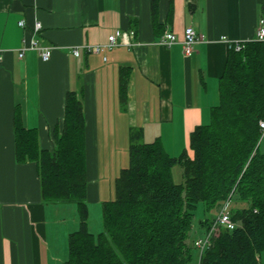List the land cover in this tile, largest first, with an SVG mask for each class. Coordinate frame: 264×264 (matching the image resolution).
<instances>
[{
    "label": "crops",
    "instance_id": "1",
    "mask_svg": "<svg viewBox=\"0 0 264 264\" xmlns=\"http://www.w3.org/2000/svg\"><path fill=\"white\" fill-rule=\"evenodd\" d=\"M262 1L159 0L156 28L152 0H0V264H64L69 235L81 221L75 203L43 200L35 162L17 161L16 112L27 128L37 129L41 148L53 151L68 92L76 93L86 121L90 214L89 203L114 199L111 187L129 164L133 130L144 142L160 137L179 156L192 131L210 122L230 43L255 39ZM189 26L203 41L187 56L181 40ZM129 28L137 32L133 49L118 46L105 54L84 46ZM167 31L179 37L171 46L160 43ZM33 41L53 47L49 60L30 48L20 57ZM122 67L131 70L125 107ZM166 139H182L183 147L169 148Z\"/></svg>",
    "mask_w": 264,
    "mask_h": 264
},
{
    "label": "trees",
    "instance_id": "2",
    "mask_svg": "<svg viewBox=\"0 0 264 264\" xmlns=\"http://www.w3.org/2000/svg\"><path fill=\"white\" fill-rule=\"evenodd\" d=\"M159 0H152L157 28ZM264 16V0L261 4ZM163 35V34H162ZM131 70H120L122 106L128 101ZM264 41H249L230 49L220 80L219 103L208 124L192 131L188 148L172 156L163 141H140L132 131L129 164L115 181V198L103 203L104 231L88 227V170L86 121L83 104L69 91L62 133L56 148H41L37 129L27 128L20 110L14 132L18 162H35L45 202H73L80 225L69 235V256L64 264H191L195 252L187 239L198 205L207 231L214 209L228 199L233 230L214 237L199 264H264ZM183 168V183H176L173 168ZM242 201V206H236Z\"/></svg>",
    "mask_w": 264,
    "mask_h": 264
},
{
    "label": "built area",
    "instance_id": "3",
    "mask_svg": "<svg viewBox=\"0 0 264 264\" xmlns=\"http://www.w3.org/2000/svg\"><path fill=\"white\" fill-rule=\"evenodd\" d=\"M21 26H25V22H20ZM42 25L40 22H37L35 25V29L39 31L41 29ZM225 40L227 37H223ZM179 40L178 35L171 31H167L163 33L160 39L161 44H165L167 46H171L172 44L176 43ZM256 41H264V17H261L257 30H256ZM203 41V37L191 26L187 27L184 31L183 38L181 40V43L184 48V53L187 56H190L194 50L195 46ZM231 47H233L235 50L240 51L246 44L245 41H237L230 43ZM138 45L137 40V32L133 28H129L127 30L123 29H117L112 34L109 35L108 40L106 43L103 44H87L84 45L85 48L89 52H95V53H107L108 51L112 50L115 47L118 46H126L130 49H133ZM36 49L39 51L40 57L43 60H49L52 56L53 47L50 45H38L35 41L32 42L30 46H25L21 49L20 57H23L25 54V51L27 49ZM74 53L76 55L79 54V49H74ZM107 60V56H105V61ZM260 127L262 130V134L264 136V120L260 122ZM231 204V200L228 199V201L224 204L223 208L217 215L216 219L213 220V223L211 227L201 236H199L195 241V247L198 248L200 251V257H199V263L201 261V258L204 254V252L210 248L212 245V241L214 237L220 235L222 230H233L236 228L237 223L232 219L231 212L229 209V206Z\"/></svg>",
    "mask_w": 264,
    "mask_h": 264
},
{
    "label": "rangeland",
    "instance_id": "4",
    "mask_svg": "<svg viewBox=\"0 0 264 264\" xmlns=\"http://www.w3.org/2000/svg\"><path fill=\"white\" fill-rule=\"evenodd\" d=\"M153 140H155V138L152 139V141ZM166 140H168L167 146L169 148H171L170 147L171 143L174 144V145L180 146L179 149L181 147H183L182 139H166ZM140 141L144 142V140H142V139ZM185 144H186V142H185ZM259 145H260V151L264 152V137L261 139ZM183 149L178 151L177 154L180 155L181 151H183ZM171 153L174 154V152H172V151H171ZM173 175H174V180H175L176 183H180L181 184V183L184 182L183 168H182V166L180 164H177L173 168ZM106 189H107V191H110V188L108 186H106ZM111 190L113 192V195H112L113 197L112 198H115V183L111 187ZM108 196H110V195H108ZM66 203H70V205H72L71 203H73V202H66ZM233 203H234V200L232 202V205L229 206L230 208H232L234 206ZM242 205H243L242 201H237L236 206L240 207ZM89 206L91 208L90 209V214H89V217H88V220H87L88 221L89 230L92 233L98 235V234H100L101 232L104 231L103 203H101V202L100 203H96V204L89 203ZM223 206H224V204H221V205L217 206L214 209L213 214H212V219L213 220L216 219L217 215L219 214V212L221 211ZM70 211H71L70 208L68 210H66V213H67V216H68L69 220H71V212ZM195 213H196V215H195V219H194V224H193L192 230L190 231L188 239H187V242H188L189 246H191L194 250H196L195 259L193 260V262L191 264H199L200 251L198 250V248L195 247V241L199 237V235L197 236V234H198L197 228H198V230L199 229L201 230L199 219H201L203 217V215H204V209H203V206L201 204L198 205V208H197ZM76 229H78V227Z\"/></svg>",
    "mask_w": 264,
    "mask_h": 264
}]
</instances>
